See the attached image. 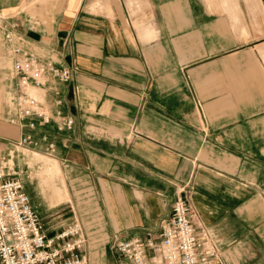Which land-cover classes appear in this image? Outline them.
Here are the masks:
<instances>
[{"label": "crops", "instance_id": "crops-1", "mask_svg": "<svg viewBox=\"0 0 264 264\" xmlns=\"http://www.w3.org/2000/svg\"><path fill=\"white\" fill-rule=\"evenodd\" d=\"M0 12L20 46L70 72L38 90L70 131L10 124L18 82L0 28V156L30 134L26 149L54 144L66 186L90 192L72 205L43 162L50 200H65L51 210L27 188L47 238L75 221L88 264H128L115 241L156 238L182 195L221 264H264V0H0Z\"/></svg>", "mask_w": 264, "mask_h": 264}, {"label": "built area", "instance_id": "built-area-1", "mask_svg": "<svg viewBox=\"0 0 264 264\" xmlns=\"http://www.w3.org/2000/svg\"><path fill=\"white\" fill-rule=\"evenodd\" d=\"M0 28L14 58L12 73L18 82L10 124L35 131L56 118L60 130L70 131L73 121L63 118L59 111L52 115L32 92L41 90L49 81L67 82L69 70L50 61L42 62L20 46L15 37L18 23L1 12ZM55 104L58 106L60 101ZM8 146L36 147L37 141L24 134L17 141H8ZM47 151L52 154L54 144H49ZM5 170L0 156V264H88L81 225L74 222L55 237L47 238L23 182ZM112 250L126 258L128 264H221L209 236H197L190 207L182 195L176 197L170 215L160 222L156 238L115 241Z\"/></svg>", "mask_w": 264, "mask_h": 264}, {"label": "rangeland", "instance_id": "rangeland-1", "mask_svg": "<svg viewBox=\"0 0 264 264\" xmlns=\"http://www.w3.org/2000/svg\"><path fill=\"white\" fill-rule=\"evenodd\" d=\"M32 92L37 98L40 99L38 90H33ZM9 123L6 121H0V127L5 126L6 128H8L10 126ZM17 140H19V138L13 141H17ZM32 153L39 154V156H36V158L39 159V162L32 161L33 158ZM3 156L4 157L1 158L4 160L6 165L5 172L8 175H11V177H14L15 179L16 178L20 179L23 182L26 191H28L29 189L30 193H32L31 197L33 198V201L35 202L36 205L43 202L42 204L46 206L44 201L45 202L47 201V203L49 204L48 206H50L49 208H51V210L52 208L56 210L59 204H61L62 201L63 202L65 201L62 200L59 202L56 201L53 202L52 200H50V191L46 186H44L46 180L45 179L46 170L45 167L42 166L43 162L46 163L48 166H50V169L51 168L53 169L52 172L54 174L55 173L57 174V172H59L60 170L59 177L54 179L53 184L57 186L59 184L58 182L60 181V179L62 180V182L64 181L63 186L66 188L67 197H69V199L68 198L67 199L71 201L72 205L77 204L76 202L74 204L73 200L76 197L78 198L79 195L80 196L85 195L87 197V200L90 196V192L86 188H84L83 190V188H77V187L72 188V186H66L64 172L61 169L60 164L52 157L51 154H49L48 151H46L45 153H38L34 150H29L20 146H15V147H10L8 150H5V154ZM53 160H55L56 162ZM26 185L28 186L26 187ZM54 211H49V214L55 215L56 211L55 212Z\"/></svg>", "mask_w": 264, "mask_h": 264}, {"label": "bare ground", "instance_id": "bare-ground-1", "mask_svg": "<svg viewBox=\"0 0 264 264\" xmlns=\"http://www.w3.org/2000/svg\"><path fill=\"white\" fill-rule=\"evenodd\" d=\"M39 99V98H38ZM40 100V99H39ZM40 101H42V100H40ZM80 224V223H79Z\"/></svg>", "mask_w": 264, "mask_h": 264}]
</instances>
